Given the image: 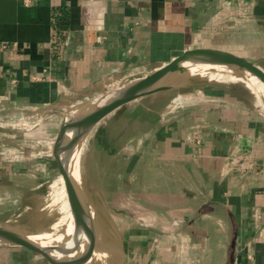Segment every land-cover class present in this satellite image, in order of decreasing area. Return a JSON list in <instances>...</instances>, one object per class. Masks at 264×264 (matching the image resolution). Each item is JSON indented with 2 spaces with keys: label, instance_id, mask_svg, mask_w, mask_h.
Returning <instances> with one entry per match:
<instances>
[{
  "label": "crops",
  "instance_id": "0c3cea01",
  "mask_svg": "<svg viewBox=\"0 0 264 264\" xmlns=\"http://www.w3.org/2000/svg\"><path fill=\"white\" fill-rule=\"evenodd\" d=\"M210 52L264 69V0H0V223L40 204L58 175L39 154L55 159L76 105ZM228 90L156 93L103 119L93 186L124 264H264V100ZM0 264L51 262L3 244Z\"/></svg>",
  "mask_w": 264,
  "mask_h": 264
},
{
  "label": "water",
  "instance_id": "95a60500",
  "mask_svg": "<svg viewBox=\"0 0 264 264\" xmlns=\"http://www.w3.org/2000/svg\"><path fill=\"white\" fill-rule=\"evenodd\" d=\"M221 67L247 72L258 78L261 84L258 85V82L255 85L264 100V69L258 62L226 52H210L194 56L184 64L160 68L146 76L122 83L105 93L89 97L74 107V111L70 113L59 129L54 155L60 164L61 173L64 175L70 191L69 194L74 197L72 204H74V212L79 218L75 232L83 230L84 226L88 224L87 222L92 223L98 235L99 244L102 243L110 252V260L105 264L125 263V243L115 232L112 224L105 219L100 209L93 204L81 180L73 175L71 159L79 143L103 119L123 105L183 85L207 86L210 81L194 79L201 78L206 72L218 71ZM101 209H103L102 206ZM39 235L40 231L33 230L26 225L0 223V245H26L42 254L51 264H73L71 260L63 258L58 253L62 251L59 246L37 240L35 237Z\"/></svg>",
  "mask_w": 264,
  "mask_h": 264
},
{
  "label": "rangeland",
  "instance_id": "374dc122",
  "mask_svg": "<svg viewBox=\"0 0 264 264\" xmlns=\"http://www.w3.org/2000/svg\"><path fill=\"white\" fill-rule=\"evenodd\" d=\"M238 74V73H237ZM236 77L229 80H212L211 78L197 77L194 80L196 81H210L207 87L211 89H230L235 97L237 94L241 93L242 97H256L259 94V90L256 87L255 83H252L247 76L235 75ZM206 86H192V85H183L177 88H174L169 91L161 92L160 95L155 96L157 99L158 105H166L172 101L173 98L179 94L185 95L190 94L191 92L202 90ZM240 96V95H239ZM147 99L150 98H146ZM106 120H102L96 127L92 129L91 132L86 136L84 143L82 145V155H83V174L85 178L84 188L86 193L92 199L93 204L97 206L101 211V206L105 208V203L103 201V191L102 188L94 187L95 182H101L98 172L96 171V162L99 156V148L97 143L94 140L96 132L99 131L101 125H103ZM20 137V136H19ZM40 160L48 164V170L55 169L57 177L55 176L54 180L50 182L49 187L44 188L45 194L41 198V202L38 205L27 204L26 207L20 208L17 212H10V218L8 221H3L1 223H14L19 224V221H24L27 223L28 227L33 230L41 231L47 230L55 234L73 233L78 226L77 215L74 212V207L72 204L74 197L69 193V188L67 187L66 180L63 174L61 173L60 164L53 158V155L41 152L39 154ZM73 175L77 178L76 169H73ZM104 173L102 172L100 176L103 179ZM58 179V180H57ZM56 182V183H55ZM52 191V192H51ZM51 192V193H50ZM59 194V195H58ZM106 193L105 195H107ZM73 197V198H72ZM103 214V212L101 211ZM82 215L83 212H82ZM75 223V224H74ZM89 224V222H87ZM74 226V227H73ZM87 224L84 226L86 227Z\"/></svg>",
  "mask_w": 264,
  "mask_h": 264
},
{
  "label": "bare ground",
  "instance_id": "6f19581e",
  "mask_svg": "<svg viewBox=\"0 0 264 264\" xmlns=\"http://www.w3.org/2000/svg\"><path fill=\"white\" fill-rule=\"evenodd\" d=\"M240 74L242 76H247L248 79L252 83L257 84L259 82L258 85L261 84L260 81L258 80V78L250 75V73L248 74L247 72H245V73L239 72V71L232 69V68H229V67H221L218 69V71L206 72L203 74V77L209 78V79L211 78L212 80H229V79L236 77L235 75H240ZM187 98H189V97L187 96ZM181 102H182V100H181ZM86 136H84V138L79 143V146L77 147L76 152H74L73 157L71 159L74 166H75V169H76L77 178L81 180V183L83 186L85 185L84 184V182H85L84 177L85 176L83 174V172H84L83 171V168H84L83 163L84 162H83V155H82V153H83L82 145L84 143ZM78 211H80V210H78ZM80 213L82 214L81 211H80ZM72 231H70L69 233L55 234V233L47 231V230H41L40 235L38 237L36 236L35 238L39 241L49 243L51 245L59 246L62 249V251L61 252L59 251L58 253L63 258L71 260V263H73V264H78V263H80V264H93L95 262L104 260L110 254L109 250L106 247H104L102 243L99 244L98 235H97L95 228L93 227L92 223L89 222V224H87V226L84 227L83 230L81 229L78 233H76V232L73 233ZM87 235L92 236V237H90L86 241L87 243L82 244V246H75V245L73 246V245L68 244L70 241L71 242L77 241V242L82 243L81 242L82 239ZM90 243H92V245H90V247L87 248L86 250L80 249L82 247L89 245Z\"/></svg>",
  "mask_w": 264,
  "mask_h": 264
},
{
  "label": "trees",
  "instance_id": "16d2710c",
  "mask_svg": "<svg viewBox=\"0 0 264 264\" xmlns=\"http://www.w3.org/2000/svg\"><path fill=\"white\" fill-rule=\"evenodd\" d=\"M61 16L63 17V18L61 17V19L63 20V22H61V23L63 24L64 21L66 20V14H62Z\"/></svg>",
  "mask_w": 264,
  "mask_h": 264
},
{
  "label": "built area",
  "instance_id": "2783aa9c",
  "mask_svg": "<svg viewBox=\"0 0 264 264\" xmlns=\"http://www.w3.org/2000/svg\"><path fill=\"white\" fill-rule=\"evenodd\" d=\"M24 1H26V3H29L31 0H24Z\"/></svg>",
  "mask_w": 264,
  "mask_h": 264
}]
</instances>
